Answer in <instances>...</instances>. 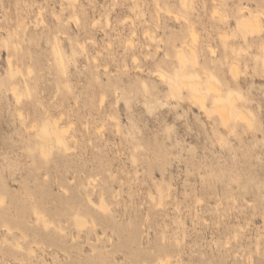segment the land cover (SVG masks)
Segmentation results:
<instances>
[{
	"label": "rangeland",
	"instance_id": "1",
	"mask_svg": "<svg viewBox=\"0 0 264 264\" xmlns=\"http://www.w3.org/2000/svg\"><path fill=\"white\" fill-rule=\"evenodd\" d=\"M74 1L0 0V264H264V31L249 46L236 28L264 0ZM221 29L247 51L239 81ZM183 40L252 129L189 96L214 93L200 65L170 94L159 69Z\"/></svg>",
	"mask_w": 264,
	"mask_h": 264
},
{
	"label": "bare ground",
	"instance_id": "2",
	"mask_svg": "<svg viewBox=\"0 0 264 264\" xmlns=\"http://www.w3.org/2000/svg\"><path fill=\"white\" fill-rule=\"evenodd\" d=\"M69 1H70L69 3L72 4V5L75 2L74 0H69ZM183 4H184V6H187L186 0L183 1ZM156 7H157V5H156ZM215 8H217V7L215 6L213 8L214 9L213 11H214V14L216 15L217 14L216 12H218V11ZM244 8L247 10V15H248L247 16V20L242 21V24H238L236 26V28H237V30H239V33H240L239 36H241L243 40L247 41V43H248L249 46L250 45L252 46V44L255 41L261 39L260 38L261 37L260 34L264 31V26H263V23H262V19H264V15L261 14L264 10L261 11L262 8L261 9L257 8L255 10H253V9H249L247 7H242L240 9H244ZM159 10H161V9H159ZM74 11H75V9H74ZM74 11H73V14L76 15V12H74ZM213 11H212V13H213ZM76 16H74V17H76ZM76 18H78V16ZM221 19L219 18V21ZM78 20H79V18H78ZM221 21L223 22V20H221ZM220 24H222V23H220ZM221 30H222V32L220 30H218V31H220V33L217 32V34H218V36H219V34L221 35L219 37H221V39H222L221 41H222V45H223V49H224V52L223 53H224L225 59H227L226 64L228 63L227 70L230 73V77L232 79H236L237 80L238 79V76H242L240 73H243L246 70L245 69V70H243V72H240L239 73V71H241L240 68L243 67L242 66L243 64L241 63V65H240L239 60L241 58L238 60L237 57L238 58H239V56L241 57L242 55L240 54V52L243 51V53H244V50L246 51V49L243 50L242 49L243 47H241L239 45L237 46L233 42L232 43L229 42V40H227V37L229 36L228 35L229 32H226L225 29H221ZM195 31H196V29L194 30L193 27L190 28V33H191V35L194 38L196 37V34H197V32L195 33ZM234 32H235V30H234ZM233 35H234V33H233ZM197 40L198 39L196 38V41ZM234 42H236V41H234ZM208 46L210 47V51L212 52V54L215 53V49H213L212 45L211 44H208ZM258 46H259V49H261V54H259L258 52L254 53V56H253L254 68H253V66L251 68L253 69L252 71H254V69H255V71L256 70H260L261 72L264 73V45L261 44V45H258ZM197 49L192 44H190V41L188 42L187 40H183L182 43L180 44V46L176 48L175 57H176V60H177V64L174 67V76H171L170 74H168V73H166V72H164V71H162V70L159 69V76H160V78L166 80V82L169 83L170 94L175 95L176 91L180 92L181 91V84L182 83H185L186 84L188 81H190L194 85H196L195 83H198V85L201 84L202 82L199 81V79L197 81V79L186 80V79H183L182 78V77H185L186 76V73L188 71H193V69L195 68V67L194 68L193 67H190V65H189L190 62L192 63V66H194V65H196V66L197 65H200L199 69H201L202 72L207 73V76L206 77H207V80H208V82H207L208 83L207 84L208 85V89H209V91L211 90L214 93L211 95V101H210V103H208L207 102V99H206L209 93H205V92L203 93L198 88L191 87L190 90H189L190 91V95L189 96H191L194 100L199 101L200 104H201V108L203 107L205 110H208L209 113L216 112L218 114L219 118L222 120V122H223L224 125L228 124V121L231 118V114L234 113L235 117L238 120L244 121V123L247 125V128L249 130L252 129L253 125H252L250 116L246 112V105L244 103H242V104L237 103V99L238 98L236 96V88L231 87V84L230 83H229L230 87H229V85L227 83L228 86H226L225 88H223V87H220L219 85H217L215 82H213L212 79H211V75L209 74V70H208L209 69L208 68L209 66L208 67L207 66H202L201 63H200V61H199V53H198V50ZM249 49H250V47H249ZM240 50H242V51H240ZM237 55H239V56H237ZM9 58H11V57H9ZM133 58H134V56H133ZM11 60H9V63H10L11 66H13V62ZM241 62H242V60H241ZM244 65L246 67V64L245 63H244ZM248 67H246V68L248 69ZM137 68H139L138 65H137ZM223 69H225V68H223ZM260 71H258V72H260ZM226 72L227 71H225L224 73H226ZM246 72L249 73L248 70H246ZM258 72H256V73H258ZM189 73H190V76L191 77H193L196 74V73L193 74L192 72H189ZM152 75H154V74H152ZM228 75H226V76H228ZM227 78L228 77H226V79ZM227 81H229V78L227 79ZM237 81H239V79ZM184 87H187L188 88V86H184ZM12 93H13L14 97L16 98L17 102H20L23 95H22V93H19L18 92L16 86L13 87ZM191 97H189V99H191ZM102 99L104 100L105 98H103V96L101 95V99L100 100L102 101ZM60 114L56 117V120H55L56 121V125L58 126L57 131L55 132V137H56V141L59 144H61L64 149L68 150L70 148L68 147V145H67V143H66V141H65V139L63 137L62 132L63 131H68L69 129L68 128L65 129V127L60 124L61 123V119H63L61 116L64 117V114L63 113H62L63 115H61V116H60ZM46 140L48 141V138ZM49 151H50V144L47 143V148H44V151H43L44 155L47 156V154L49 153ZM89 201H90V203L93 202L92 199H90V198H89ZM2 202H3V200L0 198V205L2 204ZM160 204H161V202H160ZM94 205H96L95 207H99L100 210H103L104 212H105V209L107 208L106 205H105V203H103V202L102 203H94ZM36 215H37V219L39 221V219L41 217L39 216V214L37 212H36ZM76 224H78V225H80L82 227L85 225L84 222H80L79 223L77 221H76ZM43 225H44V227L46 229L50 227V223L48 221H46V220H44ZM93 225H95V224H93ZM56 228H58V230H59L60 233L64 232V228L62 226L59 225ZM181 241L182 240H179L178 243L181 242ZM179 245H180V243H179ZM28 252L33 253L34 250L33 249H30ZM169 258L170 257L168 256L167 258L160 259L159 260V264H169L171 262L169 260ZM249 258H251V256ZM252 258H251V260H252ZM103 263H105V262L102 261L101 264H103ZM251 264H253V263H251Z\"/></svg>",
	"mask_w": 264,
	"mask_h": 264
}]
</instances>
